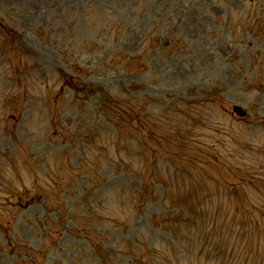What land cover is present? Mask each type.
I'll return each instance as SVG.
<instances>
[{
  "label": "rangeland",
  "instance_id": "rangeland-1",
  "mask_svg": "<svg viewBox=\"0 0 264 264\" xmlns=\"http://www.w3.org/2000/svg\"><path fill=\"white\" fill-rule=\"evenodd\" d=\"M254 1L253 21L238 12L247 0H0V22L7 27H0V105L22 109L15 113L16 125L0 116V152L6 153L0 156V264H89V248H82L80 236L87 228L121 247L136 233L152 239L158 232L150 218L160 212L155 201L124 225L106 217L117 207L116 215L127 219L124 209L131 206L121 192L137 183L113 165L114 154L96 149L98 98L87 95L84 86H72L80 80L115 95L120 87L146 95L152 120L167 109L164 117L187 124L177 112L180 100L199 106L207 114L200 113L197 132L202 149L213 150L219 176L246 175L237 182L239 194L243 200L250 194L247 207L264 227V157L254 150H264V127L256 116L264 119V23L255 21L264 19V0ZM16 55L25 69H10L9 81L3 72ZM245 81H261L262 88H248ZM17 95L28 101L22 106ZM234 103L250 114L240 119L229 113ZM86 142L94 150L84 161ZM229 149L249 161L252 177ZM48 180L62 182L64 194H56ZM221 197L215 196L214 211L229 207ZM210 212L192 209L193 218L177 226V244L187 245L185 234L207 232ZM243 239L244 249L227 253L223 264L248 254L252 239ZM203 241H189L193 249L179 264H201L191 259ZM116 262L130 264L125 256Z\"/></svg>",
  "mask_w": 264,
  "mask_h": 264
}]
</instances>
